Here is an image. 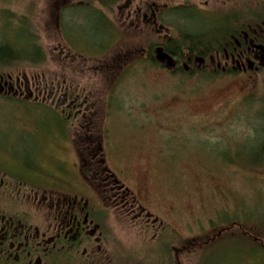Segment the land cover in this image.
<instances>
[{"label": "rangeland", "instance_id": "rangeland-1", "mask_svg": "<svg viewBox=\"0 0 264 264\" xmlns=\"http://www.w3.org/2000/svg\"><path fill=\"white\" fill-rule=\"evenodd\" d=\"M102 1L0 0V43L25 22L46 58L38 66L0 67V76L65 81L89 98L93 110L87 120L69 121L52 107L0 96V136L9 142L2 152L9 169L26 181L25 202L38 206L34 194L42 199L49 188L87 194L80 189L83 182L95 191L100 183L84 174L96 168L81 163L75 170L79 178H71L69 164L85 158L90 136L103 130L105 176L106 171L115 175L138 201L136 207L152 214L149 224L158 220L146 230L145 219L125 216L105 195L109 242L121 245L111 244V254H122L132 264H264V69L259 58L245 71L233 70L229 62L232 74L218 68L227 65L222 57L205 59L201 73L188 71L195 62L186 72L172 73L148 60L150 47L176 38L184 23L170 20V9L188 6L213 21L228 16L238 20L237 26L248 20L254 25L264 14V0H110L112 10ZM84 3L102 7L118 30L103 55H97L90 36L82 35L94 24L100 28L99 15L79 7L63 12L59 26L63 9ZM139 11L149 14L146 20L136 19ZM83 13L87 21L79 27ZM255 36L261 39L263 33ZM74 46L90 55L75 54ZM188 61L186 55L181 67ZM87 125L90 131L77 128ZM20 202L15 205L22 207ZM159 242L169 246L161 249Z\"/></svg>", "mask_w": 264, "mask_h": 264}, {"label": "flooded vegetation", "instance_id": "flooded-vegetation-1", "mask_svg": "<svg viewBox=\"0 0 264 264\" xmlns=\"http://www.w3.org/2000/svg\"><path fill=\"white\" fill-rule=\"evenodd\" d=\"M150 13L152 19L154 11ZM148 15L147 12L142 15L139 11L136 19L146 20ZM167 16L169 18L170 14ZM167 16L163 18V22ZM109 20L114 24L110 18ZM238 27L242 28L241 37L245 39L246 48L236 41L237 48L233 50V54H226V67L230 62L235 65L233 70L245 71L250 62L254 64L253 59L260 58L261 52L255 51L253 47L264 43L255 42L253 38L263 32L261 26L256 25L255 28L249 20ZM152 47L156 51V46H151L150 49ZM23 77L13 79L12 76H0V96L52 107L56 112L66 115L69 121L71 118L87 120L88 114L93 113L89 98L80 93L77 87L44 76L28 78V82ZM10 88H14L11 94ZM77 128L91 130L89 125ZM90 137L91 142L85 149L86 157L68 163L71 166L68 177L78 176L75 170L81 163L87 167H95V170L91 169L84 174L100 183L95 191L83 181L80 189L86 190L87 194L77 190L71 193L53 188L44 189L45 195L48 196L39 199V193L34 194L33 202L39 205L30 207L25 202L29 199L26 198L29 197L26 194V191H29L26 181L9 169L8 158L2 152L9 142L5 143L0 136V264H132L129 259L122 258L124 255L115 256L110 252V249H113L110 245L116 246L119 242H109L110 230L105 223L107 216L103 203L105 195L109 194L107 198L112 199L114 207H122L125 216H132L134 221L145 219L146 230L149 226L155 228L158 220L155 219L149 224L152 214L146 213L141 206L136 207L138 201L131 198V193L121 185L115 175L106 171L108 174L105 176L103 130L101 136ZM20 147L24 148V144H19L18 148ZM59 162L64 164L66 161ZM52 198L57 200H50ZM19 201L23 203L22 207L15 205ZM156 236L155 234L154 239ZM158 244L161 249L164 248L163 245L169 246V242ZM119 246L121 247L120 243ZM162 253L164 258L168 259L169 254L166 251Z\"/></svg>", "mask_w": 264, "mask_h": 264}, {"label": "trees", "instance_id": "trees-1", "mask_svg": "<svg viewBox=\"0 0 264 264\" xmlns=\"http://www.w3.org/2000/svg\"><path fill=\"white\" fill-rule=\"evenodd\" d=\"M110 2V0L102 1L103 4L111 7L112 10V4L110 5ZM81 5L82 6L74 5L63 9L60 12L61 15L59 16V26L60 23L62 24V21L65 20L62 16L63 12H75V10L79 7H83L85 10L87 9L92 14L99 15V24L101 23L100 28L94 24L89 31H85V29H83L82 35L90 36L92 41L96 43L94 48L97 49V55H103L106 53V50L112 48L115 41L118 39V30L109 20L106 13L102 11V7L99 8L92 3H84ZM169 14L170 20L174 18L176 21V18H178V21H184L182 27L178 30V36L174 39H169L168 43L162 45L165 52L170 54L177 62V68L172 73L179 71L186 72L187 69H185L183 66L181 67V60L184 59L186 55L189 59L187 63L189 65L187 66L188 68L198 57H203L204 59H208L210 61L214 59L216 60L217 57H222L225 61V64H227L226 54H233V50L237 48V45H235L236 41L240 42L243 45V48H246L244 45L245 39L241 37L242 28H237L238 20L236 18L227 16L218 18V21H213L202 15L195 8L188 6L172 8L169 10ZM86 17L87 15H84L83 13L81 17L82 23L79 25V27L84 26V23L87 21ZM254 22L255 28H257L256 25H258L261 26L260 29L264 31V14L258 15ZM33 34L34 33H32V31L30 32V28H28L27 23L22 22L16 27L14 26L12 28L11 35L9 37L2 35L5 37V40L0 43V67H11L19 63L38 66L39 64L44 63L46 58L43 49L37 43V38ZM62 34L64 36V33ZM253 40L255 42L264 43V34L261 39L254 37ZM70 47L72 48L71 45ZM73 49L77 51L75 54L86 55L83 51L81 52L75 46ZM153 49V47L150 49L151 52L148 56V60L154 65H159L155 59ZM219 66L220 64L218 65V68L222 72H226L227 74L233 73L232 69L230 70L227 67ZM259 69L262 70L263 68L259 66ZM195 70H197L196 67H190L188 71L194 72ZM199 72L201 73L202 71ZM61 120L64 121L63 119ZM62 121H60L61 125L65 126L64 122ZM260 154L264 155V148L263 152H260Z\"/></svg>", "mask_w": 264, "mask_h": 264}, {"label": "water", "instance_id": "water-1", "mask_svg": "<svg viewBox=\"0 0 264 264\" xmlns=\"http://www.w3.org/2000/svg\"><path fill=\"white\" fill-rule=\"evenodd\" d=\"M255 51H260L261 55L259 58V65L261 68L264 69V45H257L253 47ZM155 59L158 62V64L166 69L169 72H174L177 68V62L176 60L162 47H158L155 51ZM195 66L198 71H203L205 69V59L203 57L196 58ZM254 64L250 62L249 68H253ZM185 69H188L187 66H185ZM28 82V77H23ZM14 91V88L9 89V94H11Z\"/></svg>", "mask_w": 264, "mask_h": 264}]
</instances>
